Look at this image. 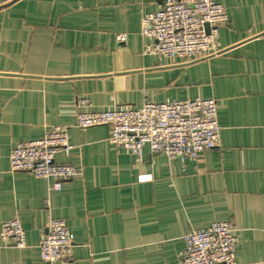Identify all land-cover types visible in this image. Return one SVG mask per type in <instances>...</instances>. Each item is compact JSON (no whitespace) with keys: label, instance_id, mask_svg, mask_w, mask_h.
I'll list each match as a JSON object with an SVG mask.
<instances>
[{"label":"crops","instance_id":"1","mask_svg":"<svg viewBox=\"0 0 264 264\" xmlns=\"http://www.w3.org/2000/svg\"><path fill=\"white\" fill-rule=\"evenodd\" d=\"M216 1L229 15L221 52L187 60L145 51L142 17L159 0H0V233L18 218L26 234L23 248L0 235V264H50L38 245L53 217L75 240L53 264H180L185 235L215 221L235 226L237 264H264V0ZM196 97L217 100L221 126L197 159L146 145L138 162L109 126L76 125L79 111ZM54 124L73 145L56 160L82 168L57 190L10 165L18 142Z\"/></svg>","mask_w":264,"mask_h":264},{"label":"built area","instance_id":"2","mask_svg":"<svg viewBox=\"0 0 264 264\" xmlns=\"http://www.w3.org/2000/svg\"><path fill=\"white\" fill-rule=\"evenodd\" d=\"M160 8L142 17L141 32L151 39L145 51L170 58L194 60L221 52L217 39L219 27L229 21L226 8L216 0H159ZM122 38L123 35H119ZM88 104L80 98L79 105ZM215 98L196 97L186 100L147 101L140 107L115 105L102 111H79L76 125L110 127L109 141L133 155L144 158V147L169 158L197 159L209 149L220 146L221 126ZM69 126L49 125L41 138L18 142L11 151L12 171H29L38 178L52 180L51 189L81 173L82 168L60 163V151L69 154ZM152 178L140 175V180ZM46 206L50 199L46 198ZM1 238L8 245L26 246L25 230L18 218L2 224ZM186 247L180 253V264H237L238 236L228 221H215L207 228L193 229L185 235ZM74 235L66 221L50 218L41 229L39 249L50 264L73 258Z\"/></svg>","mask_w":264,"mask_h":264}]
</instances>
